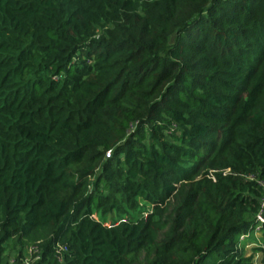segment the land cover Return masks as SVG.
<instances>
[{
	"label": "trees",
	"instance_id": "16d2710c",
	"mask_svg": "<svg viewBox=\"0 0 264 264\" xmlns=\"http://www.w3.org/2000/svg\"><path fill=\"white\" fill-rule=\"evenodd\" d=\"M259 180L264 0H0V264H254Z\"/></svg>",
	"mask_w": 264,
	"mask_h": 264
},
{
	"label": "rangeland",
	"instance_id": "374dc122",
	"mask_svg": "<svg viewBox=\"0 0 264 264\" xmlns=\"http://www.w3.org/2000/svg\"><path fill=\"white\" fill-rule=\"evenodd\" d=\"M259 235H260L259 232L251 233L250 236L240 239V243L242 244L243 254L250 255L251 261L254 264H262L260 262V257H261L260 251H256V250L251 248L252 246H254L256 244H259V245L262 244V240H261ZM31 252L32 251L28 247L24 246L22 248L21 259L23 260V263H25V261L31 262L34 259L33 253H31Z\"/></svg>",
	"mask_w": 264,
	"mask_h": 264
},
{
	"label": "built area",
	"instance_id": "2783aa9c",
	"mask_svg": "<svg viewBox=\"0 0 264 264\" xmlns=\"http://www.w3.org/2000/svg\"><path fill=\"white\" fill-rule=\"evenodd\" d=\"M262 186V194L258 198V205L256 210L254 211V222L250 229L239 233L238 239L246 238L250 233H257L259 232L261 223L264 221V180L258 181ZM31 251V247H28Z\"/></svg>",
	"mask_w": 264,
	"mask_h": 264
}]
</instances>
